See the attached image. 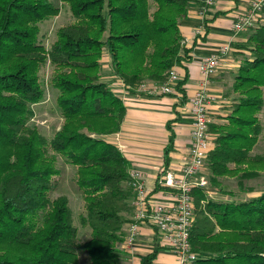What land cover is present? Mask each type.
Returning a JSON list of instances; mask_svg holds the SVG:
<instances>
[{
	"label": "trees",
	"instance_id": "16d2710c",
	"mask_svg": "<svg viewBox=\"0 0 264 264\" xmlns=\"http://www.w3.org/2000/svg\"><path fill=\"white\" fill-rule=\"evenodd\" d=\"M197 0H60L73 22L56 31L48 48L40 26L58 14L51 0H0V264H117V245L131 214L130 165L103 136L119 130L125 108L101 81L106 53L110 73L127 93L142 83L164 82L169 71L188 61L180 22ZM264 13V7L262 8ZM258 22V20H257ZM251 54L233 77L238 92L227 123H209L214 137L205 162L209 189L232 196L220 178L234 176L238 186L264 171V154L251 155L260 133L254 115L264 88V25L249 37ZM241 43H232L239 51ZM49 63L61 124L48 140L29 124L44 89L39 71ZM186 77L173 87L182 93ZM170 122H173L170 121ZM170 122L165 160L171 149ZM75 168L81 191V224L90 237L76 242L77 229L65 196L49 197L60 171L57 159ZM232 166V167H231ZM189 233L193 264H264V192L245 201L208 197L193 190ZM156 249L141 259L153 264ZM119 264V263H118Z\"/></svg>",
	"mask_w": 264,
	"mask_h": 264
},
{
	"label": "crops",
	"instance_id": "0c3cea01",
	"mask_svg": "<svg viewBox=\"0 0 264 264\" xmlns=\"http://www.w3.org/2000/svg\"><path fill=\"white\" fill-rule=\"evenodd\" d=\"M250 2L251 0H213L203 14L200 9L201 0L189 6L187 16L180 22L179 31L183 47L189 50L190 59L171 69L179 79L186 77L181 87L182 93L173 87L170 94L140 97L127 93L121 81L111 75L109 66L102 77L101 81L108 84L125 108L119 130L103 138L115 145L128 161L130 169L141 173L148 195L154 201H171L170 190L158 184L159 176L166 169L178 171L187 158L191 131L188 99L198 88L199 63L219 46L240 41L244 31L233 37L232 24L249 7ZM260 16L262 14L258 18ZM106 59L109 62L107 55ZM234 67L235 64L228 55L211 79L209 91L216 100L210 105L209 114H218L227 102L225 79L229 80ZM168 122L173 132V141L166 161L164 149L168 145L170 134L166 127ZM126 217L130 221L131 214ZM156 248L153 264H175L174 254L158 244L155 231L142 225L133 245L127 246L124 241L117 245L120 254L118 263L141 264V259Z\"/></svg>",
	"mask_w": 264,
	"mask_h": 264
},
{
	"label": "built area",
	"instance_id": "2783aa9c",
	"mask_svg": "<svg viewBox=\"0 0 264 264\" xmlns=\"http://www.w3.org/2000/svg\"><path fill=\"white\" fill-rule=\"evenodd\" d=\"M212 3L213 0H201V14ZM263 7L264 0H251L249 7L239 14L232 24L233 37L254 26ZM230 52L231 45L223 44L199 63L198 88L188 99L191 131L186 161L178 171L164 170L158 179L161 187L170 190L171 201L152 200L141 173L135 169L128 171V186L132 190V199L131 218L125 224L124 231V242L127 246L137 241L140 228L147 225L155 231L158 244L174 254L175 264H193L195 261L196 254L192 252L189 240L193 221L192 193L196 188L205 189L208 183L203 169L212 146L208 132L211 122L209 107L216 100L209 91V85L218 67ZM178 79V75L171 70L164 82H144L138 90L150 95L170 94Z\"/></svg>",
	"mask_w": 264,
	"mask_h": 264
},
{
	"label": "rangeland",
	"instance_id": "374dc122",
	"mask_svg": "<svg viewBox=\"0 0 264 264\" xmlns=\"http://www.w3.org/2000/svg\"><path fill=\"white\" fill-rule=\"evenodd\" d=\"M51 1L59 7V11L55 17L51 18L40 26L39 38L46 48H48L53 40H55V33L59 28L74 21L65 4L61 3L60 0ZM261 14L262 16L258 18V22H256L254 26L248 27L241 34V39L237 42L241 43L242 45L239 51H231L228 54L234 62L235 67L233 68L234 72L230 74L229 80L228 78L225 79V82L227 84L225 90V97L227 98V102L224 104V107L221 108L218 114H209V117L211 119L210 123H227L228 117L231 116L230 112L233 102H235L236 97H239V93L233 92L232 90L233 77L237 74L238 69L242 65L244 59L250 58L252 46L248 39L256 28L264 25V13L261 12ZM108 63L109 62L106 59V53H104L101 58V80L102 77H104L107 73L106 70L109 66ZM52 72L53 67L50 66L49 63H46L39 71V80L44 89V96L41 102L33 106L34 114L29 122L31 126H35L38 132L48 140L53 136L62 122L59 111L56 107V92L52 88L50 83ZM262 100L263 102L261 109L254 115L256 120L259 122L261 129L258 135L257 143L251 151V155L260 156L264 154V88L262 91ZM213 137L214 136L210 134L211 141ZM56 165L59 168L60 173L53 178L54 186L49 192V197L51 199L57 196H65L67 198L68 205L71 210L72 222L77 229L76 242L80 243L90 237V228L87 225H82L80 221L81 216L84 213V203L81 191L78 189L74 181L75 168L63 163L61 158L57 159ZM242 167L248 170H257L256 176L243 180L240 186H238L237 184L238 178L234 176L220 178L219 180H221L222 184L221 187L225 191L230 192L232 196H225L218 193L215 194V191L213 189H209L207 184L205 189L207 190L208 197L223 201H245L251 197H255L263 193L264 171L258 170L260 166L256 165L253 167ZM204 172L207 173V170ZM79 259V264H86V259L81 253Z\"/></svg>",
	"mask_w": 264,
	"mask_h": 264
}]
</instances>
